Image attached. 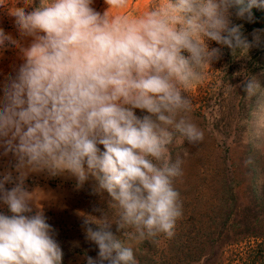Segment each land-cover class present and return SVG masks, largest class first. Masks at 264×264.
<instances>
[{"label":"clouds","instance_id":"obj_1","mask_svg":"<svg viewBox=\"0 0 264 264\" xmlns=\"http://www.w3.org/2000/svg\"><path fill=\"white\" fill-rule=\"evenodd\" d=\"M104 2L101 13L93 0H26L8 12L18 38L0 27V57L13 49L21 61L0 82V156L11 157L0 171V205L10 213L0 212V264H62L40 203L51 193L29 189L32 174H67L78 189L92 178L93 193H107L100 215L80 213L98 248L86 264H137L118 234L171 239L183 215L174 186L183 161L170 146L177 135L193 145L205 135L186 93L224 47L241 58L259 44L260 30L250 42L232 17L251 22L264 0H161L135 17L112 14L128 0ZM238 87L249 100L264 96L257 75Z\"/></svg>","mask_w":264,"mask_h":264},{"label":"rangeland","instance_id":"obj_2","mask_svg":"<svg viewBox=\"0 0 264 264\" xmlns=\"http://www.w3.org/2000/svg\"><path fill=\"white\" fill-rule=\"evenodd\" d=\"M25 2L0 0V5H3L0 7V27L16 38L14 18L8 12ZM160 2L128 0L126 8L111 11L112 14L135 17ZM92 7L103 13L107 5L104 0H93ZM27 10L31 11L32 6ZM251 11V22L234 14L232 21L243 26L242 32L250 42L253 41V31L260 30L259 44L241 58L239 51L232 55L231 50L224 47L222 58L206 67L203 78L193 83L186 93L192 101V119L204 131L203 142L193 145L177 135L170 146L172 160L179 158L183 161V176L174 182L183 211L175 233L183 231L194 237L198 229L207 227L214 230L210 218L218 214L214 242L208 247L212 256L197 264H228L232 258H238L240 250H245L248 245L255 246L264 239V126L258 123L259 117L264 115L260 110L264 96L249 100L243 88L238 87L244 77L253 74L260 79L264 91V75H261L264 73V7H253ZM210 46L218 47L215 42ZM20 63L16 50H6L0 57V82L13 74L14 66ZM136 114L142 113L137 109ZM246 135L250 137L249 143L244 142ZM248 158L253 163L246 166ZM10 160V156H0V171ZM26 184L29 189L40 187L51 193V199L40 203L47 222L55 229L54 238L62 248V264H86V256L96 258L98 248L86 239L80 215L90 213L98 216L100 212L94 209L107 208V193L103 194V199L93 193L95 180L90 178L78 189L75 178L67 174L57 177L32 174ZM37 191L40 192L39 188ZM108 211L111 214L112 210ZM0 212L10 214L3 205H0ZM118 236L132 247L137 264H160L166 259L165 247L169 238L163 235L155 242L128 239L123 234Z\"/></svg>","mask_w":264,"mask_h":264},{"label":"trees","instance_id":"obj_3","mask_svg":"<svg viewBox=\"0 0 264 264\" xmlns=\"http://www.w3.org/2000/svg\"><path fill=\"white\" fill-rule=\"evenodd\" d=\"M218 223V214L212 215L210 225L214 230ZM214 230L207 229V227L198 229L194 234L197 236L194 237H189L190 235L183 231L175 233L168 240L165 247L166 259L161 260L160 264H197L203 259L211 257L208 247L214 242ZM237 257L236 259L232 258L228 264H264V239L255 246L248 245L245 250H240Z\"/></svg>","mask_w":264,"mask_h":264}]
</instances>
